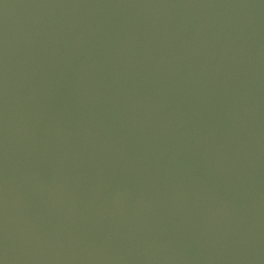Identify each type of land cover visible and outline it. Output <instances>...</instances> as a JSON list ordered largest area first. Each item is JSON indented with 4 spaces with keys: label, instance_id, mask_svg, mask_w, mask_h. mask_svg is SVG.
I'll list each match as a JSON object with an SVG mask.
<instances>
[{
    "label": "water",
    "instance_id": "1",
    "mask_svg": "<svg viewBox=\"0 0 264 264\" xmlns=\"http://www.w3.org/2000/svg\"><path fill=\"white\" fill-rule=\"evenodd\" d=\"M0 264H264V0H0Z\"/></svg>",
    "mask_w": 264,
    "mask_h": 264
}]
</instances>
